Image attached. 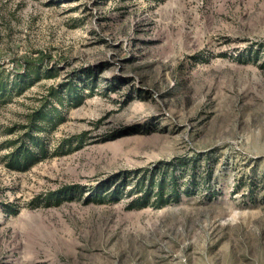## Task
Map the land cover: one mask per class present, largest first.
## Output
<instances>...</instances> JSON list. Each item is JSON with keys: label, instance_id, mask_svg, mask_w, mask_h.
<instances>
[{"label": "rangeland", "instance_id": "rangeland-1", "mask_svg": "<svg viewBox=\"0 0 264 264\" xmlns=\"http://www.w3.org/2000/svg\"><path fill=\"white\" fill-rule=\"evenodd\" d=\"M263 47L264 0H0V71H44L0 103V264H264ZM90 71L8 168L50 89ZM168 163L179 202H86Z\"/></svg>", "mask_w": 264, "mask_h": 264}, {"label": "trees", "instance_id": "trees-1", "mask_svg": "<svg viewBox=\"0 0 264 264\" xmlns=\"http://www.w3.org/2000/svg\"><path fill=\"white\" fill-rule=\"evenodd\" d=\"M264 50V47H263ZM32 75L24 77L22 74L21 77L17 78L15 81H9L4 76V73L0 71V103L5 102L10 96L11 90H15L17 94H22L25 91L24 86L30 85L36 82H40L43 77L42 70L33 69ZM95 73L86 72L81 75L76 76L75 80H71L69 83L61 85V91L56 89H50L48 96L45 99L42 109L39 111V114L35 119H31L30 123L27 124L25 130H28L24 133L22 137H19L11 142V150L5 157V162L8 168L15 171H25L30 166L34 165L37 162L38 154L35 153L32 147H36L44 151L38 143L36 135L42 132V129L39 127H33L32 125L37 123L41 126L45 120H49L51 116L57 114V108L53 107L51 113H48L47 103L51 99H56L63 104L61 97H65V100L70 104H76L79 106L82 103V97L77 90L78 82H83L87 86L94 85ZM88 82H91L92 85H88ZM32 124V125H31ZM135 133V132H133ZM10 145V144H8ZM173 165L171 163L166 164V167L161 169H155L150 173H143L139 176L133 183H129L127 178L116 177L106 183H103L97 190V192L86 200L87 203L97 202V203H117L126 197L132 198V203L129 205V209H142L147 207H157L161 208L172 202H179L182 198V192L187 193L188 190L180 187L178 181L177 169H171ZM128 188H131L128 190ZM62 195L56 194L55 200L57 202L66 199L71 200L72 195L77 192L81 196L82 188L80 187H71L67 188ZM136 198V199H134Z\"/></svg>", "mask_w": 264, "mask_h": 264}]
</instances>
